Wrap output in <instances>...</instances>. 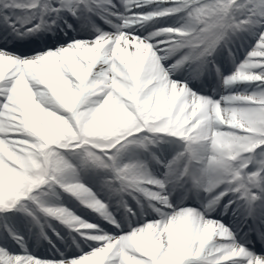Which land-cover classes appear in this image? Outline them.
<instances>
[{
	"label": "snow or ice",
	"instance_id": "obj_1",
	"mask_svg": "<svg viewBox=\"0 0 264 264\" xmlns=\"http://www.w3.org/2000/svg\"><path fill=\"white\" fill-rule=\"evenodd\" d=\"M0 264H264V0H0Z\"/></svg>",
	"mask_w": 264,
	"mask_h": 264
}]
</instances>
